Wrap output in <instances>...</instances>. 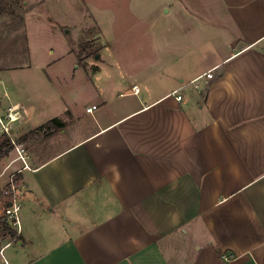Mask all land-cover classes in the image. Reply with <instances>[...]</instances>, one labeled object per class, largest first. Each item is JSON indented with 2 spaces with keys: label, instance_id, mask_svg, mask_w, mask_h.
Returning <instances> with one entry per match:
<instances>
[{
  "label": "crops",
  "instance_id": "crops-1",
  "mask_svg": "<svg viewBox=\"0 0 264 264\" xmlns=\"http://www.w3.org/2000/svg\"><path fill=\"white\" fill-rule=\"evenodd\" d=\"M21 4L109 40L69 94L4 93L32 171L0 264H264V0Z\"/></svg>",
  "mask_w": 264,
  "mask_h": 264
},
{
  "label": "rangeland",
  "instance_id": "rangeland-1",
  "mask_svg": "<svg viewBox=\"0 0 264 264\" xmlns=\"http://www.w3.org/2000/svg\"><path fill=\"white\" fill-rule=\"evenodd\" d=\"M163 1L154 0L156 4ZM26 10L28 7L20 4L16 8L18 16L0 18V106L5 98L4 93L7 92L23 99L28 97L37 101L45 99L48 104L59 96L69 94L71 79L86 78L82 63L86 60L88 63H96L98 52L109 40L99 38L96 27L85 32L73 30L69 32L68 28L61 26L63 21H56L52 25L44 16L46 8L39 11L41 14L32 12L24 15ZM22 18H25L26 31L15 33L14 30L24 24ZM66 24H69V21H66ZM111 42L112 47H118V38L112 39ZM79 46L83 47L80 49ZM69 49L72 50L71 53H67ZM103 55L109 56L106 52ZM74 65L79 66L78 71L73 70ZM44 105L39 104V107ZM48 108L41 110L42 113L47 112L45 115H48L50 114L48 110L52 112L56 107L52 104ZM0 136H4L1 126ZM21 166L13 150L0 161L1 171L8 172L20 169ZM1 185L2 203L5 200L1 197V191L7 185L2 187ZM15 185L18 187L17 180ZM14 230L17 231L16 228Z\"/></svg>",
  "mask_w": 264,
  "mask_h": 264
},
{
  "label": "built area",
  "instance_id": "built-area-1",
  "mask_svg": "<svg viewBox=\"0 0 264 264\" xmlns=\"http://www.w3.org/2000/svg\"><path fill=\"white\" fill-rule=\"evenodd\" d=\"M202 77H205L206 79H211L213 77L211 71H208ZM201 78V77H200ZM198 79H195L191 82V84H195ZM134 92L137 93V88H133ZM0 91H1V86H0ZM179 92V90H176L172 93V95H175ZM180 95H176V100L180 101L181 100ZM96 107L93 106L89 109H87V112H92L95 110ZM21 117L20 109L16 107H9L6 109V116L5 119L3 120L0 117V126L3 132V135L8 138L10 145L12 146V150L16 153L17 159L21 162L22 166L20 169H16L12 173L9 174L8 176V183L7 187L3 189L2 192V198L3 200L10 199L11 204L4 208L2 211V214L4 215V218L6 221L10 224V226L16 230H19V218H18V212H19V203H18V197H19V188L15 185L16 184V177L20 175L21 173L25 171H32V168L30 167L26 155V151L24 146L21 143H18L16 140L13 139L11 135V127L9 126L12 123L17 122ZM5 121V123H4Z\"/></svg>",
  "mask_w": 264,
  "mask_h": 264
},
{
  "label": "trees",
  "instance_id": "trees-1",
  "mask_svg": "<svg viewBox=\"0 0 264 264\" xmlns=\"http://www.w3.org/2000/svg\"><path fill=\"white\" fill-rule=\"evenodd\" d=\"M22 0H0V17L3 16H10L16 17V8L20 6ZM18 16V15H17ZM80 49L83 46H79ZM63 125L59 123L57 120H51L42 126L39 130L41 131L42 128H52L53 130L60 129ZM46 129V130H47ZM35 133V132H34ZM27 137H23L21 141L23 142ZM12 150V146L9 143L7 137L3 136L0 138V161L1 159L6 156ZM11 204V200L7 199L4 202V206L8 207ZM18 239L17 231H15L10 224L4 218V215L0 214V248L6 241H16Z\"/></svg>",
  "mask_w": 264,
  "mask_h": 264
}]
</instances>
